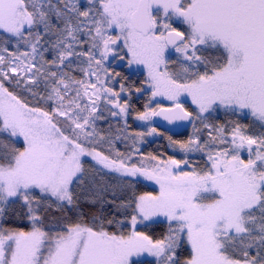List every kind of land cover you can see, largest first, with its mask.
I'll list each match as a JSON object with an SVG mask.
<instances>
[{
  "label": "snow or ice",
  "instance_id": "obj_1",
  "mask_svg": "<svg viewBox=\"0 0 264 264\" xmlns=\"http://www.w3.org/2000/svg\"><path fill=\"white\" fill-rule=\"evenodd\" d=\"M0 264H264V0H0Z\"/></svg>",
  "mask_w": 264,
  "mask_h": 264
},
{
  "label": "trees",
  "instance_id": "obj_2",
  "mask_svg": "<svg viewBox=\"0 0 264 264\" xmlns=\"http://www.w3.org/2000/svg\"><path fill=\"white\" fill-rule=\"evenodd\" d=\"M133 79H137L136 77H133ZM139 79H142V77H140ZM146 100V97L140 99L137 101V107H141L142 104L144 103V101ZM133 128L136 130H140L136 128V125L133 123ZM158 128V127H157ZM158 130L163 133L162 136H156L151 140H146L145 143L140 145L141 151L144 153H148V152H152L155 154H160L162 152H165L168 155H172L173 152L170 148H168V140H167V136L171 135L173 136V139H177V140H183L186 139L187 136L191 133L190 131V127L180 133L177 134H171L167 131H164L160 128H158ZM179 155V154H177Z\"/></svg>",
  "mask_w": 264,
  "mask_h": 264
},
{
  "label": "water",
  "instance_id": "obj_3",
  "mask_svg": "<svg viewBox=\"0 0 264 264\" xmlns=\"http://www.w3.org/2000/svg\"><path fill=\"white\" fill-rule=\"evenodd\" d=\"M153 124L156 127L160 128V129H162L164 131H167V132H169L171 134H177V133L183 132V131L187 130L190 127L186 123H182V122L169 124L162 117L154 118Z\"/></svg>",
  "mask_w": 264,
  "mask_h": 264
},
{
  "label": "rangeland",
  "instance_id": "obj_4",
  "mask_svg": "<svg viewBox=\"0 0 264 264\" xmlns=\"http://www.w3.org/2000/svg\"><path fill=\"white\" fill-rule=\"evenodd\" d=\"M165 103H167V102H165ZM139 123H140V122H135L134 124L137 125V124H139ZM190 131H191V127H190ZM154 137H156V136H154ZM154 137H147L146 140H151V139H153Z\"/></svg>",
  "mask_w": 264,
  "mask_h": 264
}]
</instances>
